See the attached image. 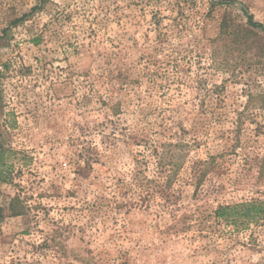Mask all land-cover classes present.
<instances>
[{
	"label": "rangeland",
	"instance_id": "1",
	"mask_svg": "<svg viewBox=\"0 0 264 264\" xmlns=\"http://www.w3.org/2000/svg\"><path fill=\"white\" fill-rule=\"evenodd\" d=\"M0 0V264H264V0Z\"/></svg>",
	"mask_w": 264,
	"mask_h": 264
},
{
	"label": "trees",
	"instance_id": "2",
	"mask_svg": "<svg viewBox=\"0 0 264 264\" xmlns=\"http://www.w3.org/2000/svg\"><path fill=\"white\" fill-rule=\"evenodd\" d=\"M226 3L232 4L235 1L226 0ZM247 17L250 25L256 27H263L264 25L261 23H257L253 20V16L247 13ZM3 156L0 159V180L7 179V171L2 168L3 166ZM264 213V203L258 201H250L235 205H226L220 206L216 210V215L220 218H224L227 222L232 223L237 228H247L252 223L257 222ZM0 215H1V207H0Z\"/></svg>",
	"mask_w": 264,
	"mask_h": 264
}]
</instances>
